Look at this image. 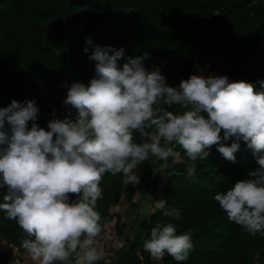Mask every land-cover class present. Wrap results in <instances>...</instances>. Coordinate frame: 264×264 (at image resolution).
<instances>
[{"label": "clouds", "instance_id": "9594fccd", "mask_svg": "<svg viewBox=\"0 0 264 264\" xmlns=\"http://www.w3.org/2000/svg\"><path fill=\"white\" fill-rule=\"evenodd\" d=\"M85 45L96 75L88 85L68 86L64 104L77 110L75 121L53 118L45 130L35 122L33 100L0 107V188L6 189L0 210L29 237L22 247L32 259L38 264L101 261L96 207L104 174H122L125 185L135 186L139 165L150 158L167 165L169 158H178L177 145L192 162L207 159L213 145L235 162L238 141L246 142L258 166L214 199L248 234L264 233V91L250 82L197 74L170 86L158 68L144 66L148 52L124 57L123 47L94 45L91 38ZM258 83L264 89V80ZM159 105L184 110L174 113ZM233 137L230 145L221 143ZM186 171L194 176L195 164ZM156 206L165 217H181L163 198ZM192 248L191 235L177 234L171 222H157L144 242L152 256L167 253L177 262L186 261Z\"/></svg>", "mask_w": 264, "mask_h": 264}, {"label": "trees", "instance_id": "16d2710c", "mask_svg": "<svg viewBox=\"0 0 264 264\" xmlns=\"http://www.w3.org/2000/svg\"><path fill=\"white\" fill-rule=\"evenodd\" d=\"M86 38L102 47H123L124 57L148 52L144 66L149 71L158 68L170 86L192 74L214 72L264 91L258 83L264 80L262 0H0V107L12 100H33L38 108L35 122L45 130L53 118L75 121L77 110L71 105L65 110L68 86L88 85L96 75L95 61L83 51ZM123 63V58L118 61L119 66ZM53 87L57 93L50 101ZM159 106L174 113L184 110L179 105ZM234 141L233 137L221 143ZM238 143L235 162L225 159L217 145L208 149L207 159L192 162L177 145L180 161L164 166L158 161L152 173H144L147 186L157 187L154 200L165 199L181 217H165L164 209L155 207L136 223L133 237L142 261L149 257L144 242L151 229L157 222H171L177 234L191 235L193 248L182 262L166 253L160 258L163 264H264V233L248 234L214 199L258 166L246 142ZM150 160L139 165L136 174ZM192 163L195 175L188 176L186 169ZM99 186L103 198L96 210L103 227L112 218L109 207L127 185L122 174L105 173ZM5 191L0 188V203ZM0 235L19 250L29 239L3 210Z\"/></svg>", "mask_w": 264, "mask_h": 264}, {"label": "rangeland", "instance_id": "374dc122", "mask_svg": "<svg viewBox=\"0 0 264 264\" xmlns=\"http://www.w3.org/2000/svg\"><path fill=\"white\" fill-rule=\"evenodd\" d=\"M262 1L264 2V0ZM202 76H214V72H209L203 74ZM56 93V87H53L49 91L48 96L50 101L55 98ZM67 107L68 106L65 105V110H67ZM175 161H180L179 157L176 159L169 158L167 165H170ZM156 162L158 161L155 160V158H152V160L142 166L141 170L137 174L140 178L139 184L135 186L128 184L129 195H131L130 198L129 196H126L125 193H123L116 205L114 204L109 207L110 211L113 214H119L121 222L123 221V223H125L126 225L124 224V234L118 235L114 231L112 218L110 221L104 223L101 234L97 237L96 245L102 257L116 259L118 253L122 249H127L130 244H132L133 242L135 243L133 236L136 234L137 230L136 223L141 218H146L148 213L152 211L155 207H157L156 205L158 201L154 200V197L156 196L157 187H155L154 190L152 189L154 191L153 193L151 187L147 186L146 181H144V179L142 178L144 173H151L153 171ZM160 165L164 166L165 164L161 162ZM150 256L156 258L151 254ZM154 262L159 263L160 258H156Z\"/></svg>", "mask_w": 264, "mask_h": 264}, {"label": "crops", "instance_id": "0c3cea01", "mask_svg": "<svg viewBox=\"0 0 264 264\" xmlns=\"http://www.w3.org/2000/svg\"><path fill=\"white\" fill-rule=\"evenodd\" d=\"M145 174H143V177H142L144 179V181H145L146 176H147ZM124 193L126 194V196H129V198H130L131 195H129L128 185L126 186V191ZM112 220H113V228H114L115 233L118 235L124 234V224L125 223H123V221L121 222V218H120L119 214L116 215V214L112 213ZM137 253H138V251H137ZM139 256H140L141 264H148V263L149 264H163L161 261L159 263L158 262L155 263L154 260L157 257L156 258L151 257L150 253H149L148 258H146V259L144 258V261H142L141 255H139ZM102 259L108 263H112L115 261L114 258L102 257ZM0 264H38V262L34 261L32 259L30 253L26 249L23 248V249L19 250L15 245L6 241L0 235Z\"/></svg>", "mask_w": 264, "mask_h": 264}, {"label": "water", "instance_id": "95a60500", "mask_svg": "<svg viewBox=\"0 0 264 264\" xmlns=\"http://www.w3.org/2000/svg\"><path fill=\"white\" fill-rule=\"evenodd\" d=\"M135 245L133 242L127 249H122L112 263H108L102 259L95 262V264H141L140 256L135 251Z\"/></svg>", "mask_w": 264, "mask_h": 264}]
</instances>
